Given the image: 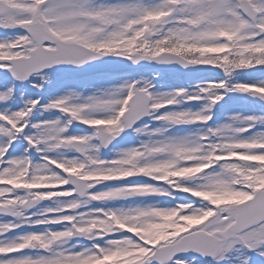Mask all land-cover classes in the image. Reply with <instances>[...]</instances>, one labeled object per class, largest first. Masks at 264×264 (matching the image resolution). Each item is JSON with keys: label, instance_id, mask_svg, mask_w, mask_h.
Masks as SVG:
<instances>
[{"label": "snow or ice", "instance_id": "obj_1", "mask_svg": "<svg viewBox=\"0 0 264 264\" xmlns=\"http://www.w3.org/2000/svg\"><path fill=\"white\" fill-rule=\"evenodd\" d=\"M0 264H264V0H0Z\"/></svg>", "mask_w": 264, "mask_h": 264}]
</instances>
